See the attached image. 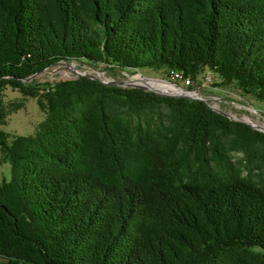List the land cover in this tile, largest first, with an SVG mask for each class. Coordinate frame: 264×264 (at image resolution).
I'll use <instances>...</instances> for the list:
<instances>
[{
	"label": "trees",
	"instance_id": "trees-1",
	"mask_svg": "<svg viewBox=\"0 0 264 264\" xmlns=\"http://www.w3.org/2000/svg\"><path fill=\"white\" fill-rule=\"evenodd\" d=\"M73 60L264 102V0H0V258L264 264V132L201 99L31 80ZM7 88L37 99L33 133L4 129L24 106Z\"/></svg>",
	"mask_w": 264,
	"mask_h": 264
},
{
	"label": "rangeland",
	"instance_id": "rangeland-1",
	"mask_svg": "<svg viewBox=\"0 0 264 264\" xmlns=\"http://www.w3.org/2000/svg\"><path fill=\"white\" fill-rule=\"evenodd\" d=\"M80 75H89L105 82L118 81L127 87H147L159 93L174 94L168 86L169 77L163 71L151 68L138 70H124L115 67L108 70L105 65L95 66L83 61H61L53 64L44 71L37 73L31 80L37 83H53L62 79L77 78ZM202 79V78H200ZM202 86L193 93L196 98H202L212 107L226 113L235 120L248 121L264 130V102L255 100L253 97L244 95L235 86L220 87L204 82ZM220 82L218 77L214 83ZM5 101L23 102L20 110L12 113L4 129L12 134H31L37 125L44 119L45 113L41 110L36 98L24 97L18 90L7 88L3 92ZM241 153H236L235 158H242ZM11 176L10 163L0 164V182ZM8 261L0 258V264Z\"/></svg>",
	"mask_w": 264,
	"mask_h": 264
},
{
	"label": "built area",
	"instance_id": "built-area-1",
	"mask_svg": "<svg viewBox=\"0 0 264 264\" xmlns=\"http://www.w3.org/2000/svg\"><path fill=\"white\" fill-rule=\"evenodd\" d=\"M204 82H211V77L206 76ZM168 84V86L173 90H182V89H188L189 86L193 85V81L190 78H186L183 73L181 72H173L171 80L165 82ZM203 83V81H202ZM202 83L200 87L202 86ZM198 90V89H196ZM196 90H189L191 93H196Z\"/></svg>",
	"mask_w": 264,
	"mask_h": 264
},
{
	"label": "water",
	"instance_id": "water-1",
	"mask_svg": "<svg viewBox=\"0 0 264 264\" xmlns=\"http://www.w3.org/2000/svg\"><path fill=\"white\" fill-rule=\"evenodd\" d=\"M103 82H105V81H103ZM106 83H111V84H113V85H118V86H125V85H123V84H120V82H118V81H110V82H106ZM131 87H139V86H131ZM140 88H143V89H146V90H152L151 88H147V87H140ZM153 91H155V90H153ZM157 92V91H156ZM174 92V94H165V93H159V94H161V95H168V96H175V97H181V96H184V97H191V98H195V99H201V100H204V99H202V98H196L195 97V95L193 94V93H191L189 90H186V89H182V90H177V91H173ZM205 101V100H204ZM213 109H215L216 111H218V112H221V113H223V114H225V115H227L226 113H224V112H222V111H220V110H218V109H216V108H214V107H212ZM227 116H229V115H227ZM229 117H231V116H229ZM232 118V117H231ZM232 119H234V118H232ZM245 123H247V124H249V125H251L252 127H254L255 129H258V130H261V131H263L264 132V130H262L261 128H259V127H257L256 125H254V124H252V123H250V122H248V121H245Z\"/></svg>",
	"mask_w": 264,
	"mask_h": 264
}]
</instances>
